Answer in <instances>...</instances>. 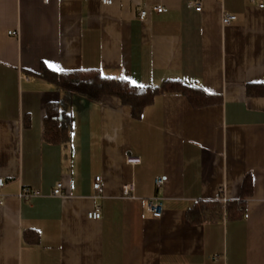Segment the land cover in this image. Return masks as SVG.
Listing matches in <instances>:
<instances>
[{
  "label": "crops",
  "instance_id": "crops-1",
  "mask_svg": "<svg viewBox=\"0 0 264 264\" xmlns=\"http://www.w3.org/2000/svg\"><path fill=\"white\" fill-rule=\"evenodd\" d=\"M111 1L0 0V264H264V0ZM90 70L166 91L137 114L51 76Z\"/></svg>",
  "mask_w": 264,
  "mask_h": 264
},
{
  "label": "trees",
  "instance_id": "trees-1",
  "mask_svg": "<svg viewBox=\"0 0 264 264\" xmlns=\"http://www.w3.org/2000/svg\"><path fill=\"white\" fill-rule=\"evenodd\" d=\"M52 79L67 94H80L93 101H100L106 96L118 97L133 111L140 114L149 106L158 93L166 91V88H151L133 85L126 80L103 77L98 71H80L73 73L53 74ZM186 94L195 105L206 104V94L195 89L187 88ZM58 107L47 108L45 116V139L49 143H58L62 138L61 121ZM248 183L243 184V194H246ZM229 216H238L237 204H228Z\"/></svg>",
  "mask_w": 264,
  "mask_h": 264
},
{
  "label": "built area",
  "instance_id": "built-area-1",
  "mask_svg": "<svg viewBox=\"0 0 264 264\" xmlns=\"http://www.w3.org/2000/svg\"><path fill=\"white\" fill-rule=\"evenodd\" d=\"M46 3H48L50 0H44ZM252 2H254V0H251ZM103 4L105 5H110L112 3L111 0H102ZM191 7L195 8V10L197 12H201L202 10V5L199 2H194L191 4ZM259 8L263 9L264 8V4H259ZM156 12L161 13L163 12V8L162 6H158L154 9ZM147 16L146 12H142L140 14L141 19H144ZM236 17L235 16H224L223 17V24L225 25H230L233 21H235ZM139 159H129L128 162L131 164H138L139 163ZM164 183V179L163 178H157L156 179V185L157 187H161ZM5 186V181L3 178H0V191L1 189ZM93 188L96 192H102V182H101V177H97L95 178V182L93 185ZM131 191V187L127 186L125 188V194L129 195ZM54 196L57 197H61L63 196V184L62 183H58L54 192H53ZM39 193L35 190H32L31 188H23L21 193L19 194V197L23 200H30L33 197L38 196ZM226 202V201H224ZM0 204H3V200L1 198L0 200ZM149 211L151 212V214L155 217H161L163 215V205L161 202V199L159 198H153L152 200L149 201ZM87 218L90 220H100L101 219V212L99 210V208H96L95 210L91 211L88 213Z\"/></svg>",
  "mask_w": 264,
  "mask_h": 264
}]
</instances>
